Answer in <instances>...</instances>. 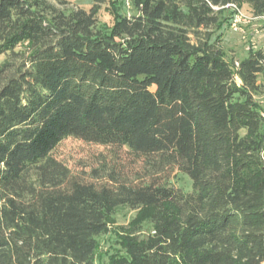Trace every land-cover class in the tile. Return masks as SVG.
<instances>
[{
    "label": "trees",
    "instance_id": "trees-1",
    "mask_svg": "<svg viewBox=\"0 0 264 264\" xmlns=\"http://www.w3.org/2000/svg\"><path fill=\"white\" fill-rule=\"evenodd\" d=\"M88 1L0 0V264H97L120 207L152 232L105 264H264V48L228 60L212 35L264 0H113L109 31ZM68 138L141 171L74 174Z\"/></svg>",
    "mask_w": 264,
    "mask_h": 264
},
{
    "label": "rangeland",
    "instance_id": "rangeland-1",
    "mask_svg": "<svg viewBox=\"0 0 264 264\" xmlns=\"http://www.w3.org/2000/svg\"><path fill=\"white\" fill-rule=\"evenodd\" d=\"M59 8L89 9L88 0H48ZM66 2L61 6L60 2ZM111 0L99 14V27L109 31L112 23V13L117 8ZM120 1V0H118ZM223 15L224 24L215 30L213 40L221 47L228 60L238 61L245 58L249 52L264 48V16H258L247 5L230 6ZM258 105L264 112V95L257 98ZM55 156L64 163L74 174L91 176L94 171L111 169L118 165L121 172H128L131 177L141 171L142 164L132 163L130 156L123 151L111 147L83 142L68 138L55 151ZM130 166V167H128ZM175 187L186 192L192 190L188 176L178 174L172 181ZM146 208L132 209L120 207L109 215V232L98 238L99 248L95 255L97 264H105L122 252L121 239L128 235L147 239L152 232Z\"/></svg>",
    "mask_w": 264,
    "mask_h": 264
},
{
    "label": "built area",
    "instance_id": "built-area-1",
    "mask_svg": "<svg viewBox=\"0 0 264 264\" xmlns=\"http://www.w3.org/2000/svg\"><path fill=\"white\" fill-rule=\"evenodd\" d=\"M233 7H235V6H233Z\"/></svg>",
    "mask_w": 264,
    "mask_h": 264
}]
</instances>
